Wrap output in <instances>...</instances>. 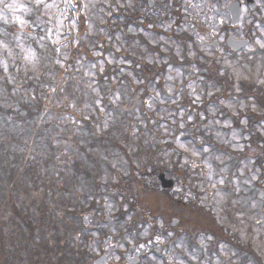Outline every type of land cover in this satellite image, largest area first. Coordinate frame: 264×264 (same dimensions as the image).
<instances>
[{"label":"rangeland","instance_id":"374dc122","mask_svg":"<svg viewBox=\"0 0 264 264\" xmlns=\"http://www.w3.org/2000/svg\"><path fill=\"white\" fill-rule=\"evenodd\" d=\"M4 1L5 0H0V21L2 23L5 22L6 24H8L11 21V19L8 17L7 13L11 11V15L13 16V19H16L15 21L18 27L20 28V29H17V32L19 31L18 35H21V37L19 38L16 37V40L14 43L15 46H11L7 44L5 40L0 38V66L7 67L8 65L9 67L10 65L11 66L14 65V68L16 69V71L17 70L21 72L31 71L32 75L36 76L42 72L44 64H43V60L41 61L38 57L36 56L34 57L33 49H31L30 47H27V43L25 44V41H24V35L21 32L22 29L27 27L28 22H27L26 17L23 14H21L20 11L28 9V13H29L32 9L31 6H27L24 3L26 2L33 3V8L35 10L37 9L36 10L37 12L42 13V15H44L48 19L46 21V26L48 23L50 24L49 20L51 21L57 20L54 22L55 32L57 34H59L61 30L66 29L63 20L67 19L68 15L64 13L65 12L64 6L60 7L59 3L61 2L59 0H56V1L54 0H25L24 3H21L19 0H10L11 5H13V7H11L10 9L7 6H4V3H3ZM228 1L229 0H227V2ZM76 2L82 12L84 20H86L89 34L98 33L97 25L90 22L92 21L93 16L98 21L99 25H103V23H105L104 21L105 18L103 17V15H101L100 12L102 11L105 14L107 13V16H108L111 13L110 11L111 8L113 9V11H117V7L114 6L115 3H117L118 5L124 4L122 0H112V2L111 0H76ZM257 2L258 4H260L261 13H262V16L264 17V0H257ZM128 3L131 4V2H128ZM205 5L209 6L212 9H215L216 11H222V9L224 8V5L218 7V4H216L214 1L212 2V0H206V3L203 1L201 5H198L197 3L194 4V6L192 5L191 11L193 12V8H196L195 9L196 14H200L202 11L205 12L206 11ZM104 6L108 7V9H105ZM157 16L158 15L156 14L154 15L155 20L159 19ZM225 18L227 19L226 16ZM212 19L214 20L213 25H214L215 35L214 33L213 35L215 37H211V35H205L206 33L199 34L200 35L199 37L203 41V43H200L199 46L203 47V51L206 54L213 56V57H217L219 59V64L221 66L225 68H230L232 70L237 87H238V80H245V81H250L257 86H261L264 88V60L262 59V56L259 55L264 50V47H262V45H264V24H261V25L257 24L258 34L256 33L257 37L255 39V42L251 44L248 48L243 50L244 52L242 53V55H238L235 61L232 62L231 59L229 60L222 59L221 56L223 55V51L220 48L213 49L210 46H208V45H211V42L215 40L218 41L219 43H222L223 41V36H222V33L220 32L219 26H216L215 21H217V17L212 18ZM21 21L23 23H21ZM224 21L226 22L227 20H224ZM41 22H43V18ZM188 23L189 21L187 20L186 24H184L182 28L184 30L192 32V30L189 29L190 26H188ZM69 24H70L69 26L71 27L72 31L77 32L78 28L74 20H71V23ZM158 25H161V24H158ZM162 27L164 30H172V31L174 28L173 26L171 29L170 25H168L166 21L163 23ZM242 27L243 29H245V26L240 24L241 29ZM100 31L105 33L106 37L108 36L105 30L100 29ZM129 32L134 33V27L131 25L129 27ZM7 34L9 35V32H7ZM143 34L145 36L147 35L155 36V34L152 32H143ZM236 34L240 36L242 33L241 31L240 32L238 31V33ZM2 35H6V33L2 32ZM31 35L34 36L33 34ZM64 37L65 35L63 33L58 37L57 40L59 42L64 41L65 39ZM116 39H121V35L117 34ZM116 39L115 37H113L114 43ZM77 44H78L77 41L74 42L75 47ZM97 46H103V45L98 44ZM97 46H93L92 48L93 49L92 54L94 57H96V54L99 53ZM117 48H119V46L115 44V49ZM132 54L138 56V54H135L133 51H132ZM101 56L103 55L100 52V54H98V57H101ZM20 57H21L20 63L22 64L19 65L17 60H19ZM55 60L56 62H59V64L63 68L70 67L68 66L69 56L67 55H64V58L62 59L57 58ZM251 60L253 61L252 64H248L249 61ZM109 62L110 63L114 62V63L121 65L125 61L123 59L117 58L116 61H114L113 59H109ZM125 63L129 64V62H125ZM248 65H254V67L248 68ZM82 66H85V65L83 63L79 64L78 71H77L78 73L77 80H79V78L92 79V80H88L86 83V85L90 87L95 77V73L92 72L91 73L92 77H91V75H89V71L87 70L88 67L87 68L84 67L82 69ZM98 70L100 71L101 68H99ZM123 72H125V70L121 69V73ZM83 74H88V77L84 78ZM11 80H14V79H11V78L8 79V81H11ZM67 88L70 89L69 84L66 83L65 89ZM238 91L239 89L237 88L236 92ZM201 92H202L201 85L197 83L194 85L191 94L193 98L199 99ZM209 92H212V91H209ZM68 94L70 96V92H68ZM93 94L95 96L94 102L97 104L98 110L103 109L101 107V99H99L100 95L97 93L96 90H91V95ZM158 94L159 93L156 94L157 97H159ZM91 95L90 93H87L85 98L87 100L91 99ZM127 96L128 95L125 94L124 98ZM81 97L84 98L83 96ZM119 99L120 98H118L115 95V99L113 98L112 101L115 103H118ZM252 100H253L252 98H243V99H239L236 101L228 100L226 102V105L232 110L233 114H235L236 116L239 114V110H244V108H247V107H249L255 113H261L262 107L258 106L255 103L251 105ZM149 102L150 104L153 103V106L155 104L157 105V102L153 98H151ZM68 103H70L69 106L71 109H74L75 105H77L69 97H68ZM192 103L196 104V102H192ZM197 104H200V102H197ZM87 107L91 108V110H94L93 106H91L90 104H86L85 108ZM119 107L121 108L122 105ZM208 108L211 109V117L207 118L208 120L207 124L209 125L211 134H213L214 138L217 139V137L219 136L220 142L225 143L228 146H231L233 149H237L238 146L243 147L244 143L241 142L242 137L240 136L239 130L230 129L231 132L229 134L221 131L223 129H221L220 127H223V128L231 127V124H232L231 120L230 119L221 120L219 117L215 116L214 114L215 110H213V108H210V107ZM154 109H155V106H154ZM251 110L250 112H252ZM106 112L104 111V113ZM201 118L206 119V115L202 113ZM106 119L110 120L111 118L107 116L105 117V119H103V121H105ZM135 119H138V118H135V116H127V122L133 121L135 123ZM28 122L31 123L32 120ZM63 122H65L69 127L71 126V123H72L73 128L74 129L77 128L76 124L73 121L71 122V120H69L68 118H64ZM113 122H115V120H113ZM97 125L98 124L95 125L96 128L101 129L97 127ZM0 126H1V123H0ZM168 126L169 124H167L166 122H163L161 126L162 127L161 130H163V132H166L167 130L166 128ZM256 129H258L259 131H263V129L258 125L256 126ZM6 134L9 135L10 133L6 132ZM22 137L27 138L25 135H22ZM27 143L29 144L30 142H27ZM178 147L182 150L185 149L187 151V155H186L187 161L194 160V163H195L198 161L199 158H203L205 160V162L202 163L203 165L198 168V173L199 175H203V176L207 174L206 175V178L208 179V182L206 184L207 189H211V186H213L214 187L213 189L215 190L214 193L210 195L209 197H207L208 196L207 194L203 196V200L207 201V204L201 203L202 195L204 194L203 192L198 193L197 196H195V193L190 192L192 193L189 196V198L191 197L190 200L194 201L198 207H204L205 209V206H206L208 209H210L213 212L215 217H217L216 211H217L218 206L220 205L219 211H220L221 224L224 226L227 225L233 231H240L242 239H245L246 237L247 238L246 241H250L253 245V248L258 253L262 254V250L264 249V189H260L255 186V183L257 181L256 179L258 177V172L252 171L253 159L244 161V164L239 169V175L234 176V171H232L233 167H231L230 169L226 167V165L228 166V164H226L228 161L227 158L223 156H217L215 152L210 150V146H207L206 148L202 150L204 151V155H200L195 150V147L189 144L188 142L183 143L181 141L178 144ZM3 148H6V144L3 145ZM13 150L16 153L18 152L17 148ZM49 153L55 154L56 150L55 149L54 150L43 149L41 151V155H48ZM65 153L68 154V150H65ZM18 155H20V151L18 152ZM23 156L24 158H29L31 162V158L33 155L30 153L29 150H26L25 152H23ZM217 166H219V169H216ZM39 170H40L41 175L43 176L44 171L42 169H39ZM248 171L252 174V177L247 176ZM51 172H52L51 169H50V173L47 171L46 176H50ZM192 182L194 183V185H196L197 183L196 180H193ZM245 182L247 183L246 185L243 184ZM230 183H232V187H233L232 191L230 190L231 189ZM4 186H5V180L4 178L0 177V198H3L6 204L7 203L6 197L9 191L7 193H3L2 190L4 189ZM252 190L253 192H251ZM248 194L251 195V199H250L252 201L251 206L250 205L248 206L247 201L245 200ZM261 206L263 207V213L260 210ZM1 211H2L1 216L4 217L6 215L5 213L6 211L3 208ZM233 211H234V214H233ZM229 213L233 214L232 218H231V215H229ZM245 233L248 235H245ZM199 243L203 247L207 245V242H205L202 239L199 240ZM232 249L233 248H231L229 244L227 245L223 243L222 248L220 250L221 257L224 259V261H226L223 264H240V261L237 262L238 258L236 256L235 250H232ZM262 256L264 257V254H262ZM222 261L223 260H221L220 257H216L215 260L211 263L206 257L203 260L201 259V262L198 264H221ZM250 261L251 259L249 260V262ZM248 264H251V263H248Z\"/></svg>","mask_w":264,"mask_h":264},{"label":"flooded vegetation","instance_id":"af4514ba","mask_svg":"<svg viewBox=\"0 0 264 264\" xmlns=\"http://www.w3.org/2000/svg\"><path fill=\"white\" fill-rule=\"evenodd\" d=\"M150 185L159 186L158 180L152 179ZM146 193L157 197L154 207L160 212L150 214L148 211L142 216L140 211L146 210L139 191L100 190L94 196L78 195L80 201L94 205L80 206L85 225L73 232V236L80 235L78 244L74 246L72 243V257L76 264H88L87 260L96 264L94 261L102 255L104 264L182 263V254L176 243L186 233V228L181 217L175 215L176 208L172 205L178 191L149 189ZM143 229L146 231L141 232Z\"/></svg>","mask_w":264,"mask_h":264},{"label":"bare ground","instance_id":"6f19581e","mask_svg":"<svg viewBox=\"0 0 264 264\" xmlns=\"http://www.w3.org/2000/svg\"><path fill=\"white\" fill-rule=\"evenodd\" d=\"M84 26V24H83ZM261 128L264 131V126L262 124H260ZM256 145H258L259 147H261L260 143H257ZM254 161L252 162V171L254 172H258V177H257V181L255 183L256 187L260 188V189H264V149L263 148H259L257 150H255L254 152ZM234 160L237 159H231V162L228 164V166L226 165V167H228L229 169L231 167H233L234 165ZM246 160H250L248 159V157H245V161ZM258 161H261L260 164H258ZM161 165H159L160 167ZM238 167V165H237ZM238 175V171H234V176ZM247 176L252 177V174L248 171ZM244 185H246L247 183H243ZM231 186V191L233 190L232 187V183H230ZM253 192V190L251 191ZM198 193H200V190L198 189ZM251 199V195L248 194L246 196V201H247V205L251 206L252 201ZM76 207H78V205H76ZM261 212L263 213V207H260ZM245 235H248L245 233ZM247 238L245 237V239H242L241 237V233L240 231H233L232 235L227 234L224 238V243L225 244H229L231 248H233L232 250H235L236 256L238 258V261H240V264H264V257L262 256V254H264V249L262 250V254L258 253L254 248L253 245L250 241H246ZM80 241V235L77 234L75 236H73L72 238V243L74 246H76L78 244V242ZM177 246L179 247L181 254H182V263L180 264H198L201 262V259L203 260L204 258H208V260L212 263L216 257H220L222 261L221 264L225 263L226 261H224V259L221 257L220 255V250L222 248V244H218L215 239L212 240V238L210 240H208L207 245H205V247L201 246L200 244H198V242H191L188 239L184 238L183 236L181 238L178 239L177 241ZM86 250V248H84ZM200 256V257H199ZM103 257L100 256V259ZM251 259V261L249 262V260ZM99 261V262H98ZM104 261V259L102 258L101 260H98V258L94 261V263L96 264H104L102 263ZM88 264H91L90 260H87Z\"/></svg>","mask_w":264,"mask_h":264},{"label":"water","instance_id":"95a60500","mask_svg":"<svg viewBox=\"0 0 264 264\" xmlns=\"http://www.w3.org/2000/svg\"><path fill=\"white\" fill-rule=\"evenodd\" d=\"M229 11L231 12L232 15V24H235L238 21V16H239V2L235 1L232 5L229 6ZM245 44L244 41H232L231 46L234 48L238 49L241 46Z\"/></svg>","mask_w":264,"mask_h":264},{"label":"trees","instance_id":"16d2710c","mask_svg":"<svg viewBox=\"0 0 264 264\" xmlns=\"http://www.w3.org/2000/svg\"><path fill=\"white\" fill-rule=\"evenodd\" d=\"M84 49H86V46H84ZM74 58H75V56H73V59H72L73 62L75 61ZM43 102H44V97H41V106H40V104H39L38 106H36V108H37V109H40V108L43 109ZM252 137H254V138H253V147H252V148H247L246 151H243V152L240 154L241 156H245V155H247L249 152H251V151H255V150L261 148V147H259L258 145H256L257 143L260 142V138H259V137H256V135H252ZM13 207L18 209V205H17V203L13 204Z\"/></svg>","mask_w":264,"mask_h":264},{"label":"snow or ice","instance_id":"6c2138e0","mask_svg":"<svg viewBox=\"0 0 264 264\" xmlns=\"http://www.w3.org/2000/svg\"><path fill=\"white\" fill-rule=\"evenodd\" d=\"M8 7H10V8H11V7H13V5H8ZM21 23H23V22L21 21ZM262 47H264V45H262Z\"/></svg>","mask_w":264,"mask_h":264}]
</instances>
